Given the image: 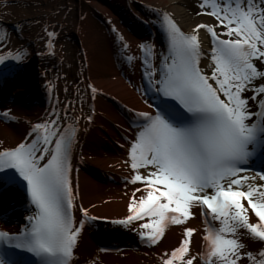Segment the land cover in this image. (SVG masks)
I'll list each match as a JSON object with an SVG mask.
<instances>
[{"label":"snow or ice","instance_id":"obj_1","mask_svg":"<svg viewBox=\"0 0 264 264\" xmlns=\"http://www.w3.org/2000/svg\"><path fill=\"white\" fill-rule=\"evenodd\" d=\"M197 7L198 16L216 23H198L188 33L171 13L150 8L166 51L144 42L137 45L140 55L130 54L124 36L112 29L123 61L140 63L152 110L128 109L135 132L123 161L130 169L124 182L135 187L127 215L110 223L134 231L147 247H158L171 226H181L182 239L161 254L160 264H264V0H199ZM202 29L210 36V74L201 68ZM44 33L52 55L58 34L47 27ZM10 44L0 24V80L16 71L9 62L27 60V49ZM87 87L95 99L98 89ZM0 116L17 119L11 110ZM80 119L69 122L67 105L53 107L30 124L21 142L0 148V191L25 192L28 213L16 231L0 228V264H78L85 226L98 219L79 202L73 183ZM84 119L90 123L92 116ZM195 209L203 217L196 251L199 230L189 226ZM86 264L101 261L93 257Z\"/></svg>","mask_w":264,"mask_h":264},{"label":"bare ground","instance_id":"obj_2","mask_svg":"<svg viewBox=\"0 0 264 264\" xmlns=\"http://www.w3.org/2000/svg\"><path fill=\"white\" fill-rule=\"evenodd\" d=\"M133 1L147 4L153 1L154 9L171 13L185 33L191 32L198 23H216L212 17L197 15L199 0H120L119 4L113 0H85L102 20L101 29L97 31L91 13L83 11L82 0H22L13 18L22 32L3 25L11 34L9 47L27 49L28 60L23 65L13 66L14 76L0 80V113L11 110V115L17 118L6 120L0 116V148L14 147L21 142L30 124L46 118L53 107L63 110L67 105L69 122L74 116L81 117L73 149V183L79 188V202L98 219L85 226L77 250L78 264H86L93 257L101 264H160L161 254L178 246L182 239V227L173 225L158 247H147L134 231L110 223L127 215V204L135 187L124 182L130 169L123 161L127 159L128 141L135 132L129 123L128 109L152 110L145 103L147 97L143 89L147 88V82L140 63L129 66L123 61L116 32L112 29L124 36L130 45V54L140 55L137 45L145 40L154 43L157 51H166L165 42L162 43L156 30L144 31L134 25L126 7L142 19L149 18L151 13ZM45 27L58 34L53 57L46 55ZM145 36L148 39H142ZM199 37L205 52L201 68L210 74L212 69L207 56L210 36L202 29ZM88 84L98 89L95 99ZM108 97L123 104L125 112ZM88 115L92 116L90 123L84 119ZM92 166L104 175L90 169ZM7 196L0 198V213L4 208L13 212V216L1 219L5 222L0 223V228L16 231L26 222L24 217L28 213L19 199ZM22 201L27 203L26 198ZM195 212V218L189 222V226L199 230L194 235V251L199 250L203 234V217L199 209ZM76 215L79 217L78 212ZM258 247L257 244L250 250H258ZM101 248L109 251L100 252Z\"/></svg>","mask_w":264,"mask_h":264},{"label":"rangeland","instance_id":"obj_3","mask_svg":"<svg viewBox=\"0 0 264 264\" xmlns=\"http://www.w3.org/2000/svg\"><path fill=\"white\" fill-rule=\"evenodd\" d=\"M22 0H7V4L8 6L5 7L4 6V3H3V0H0V16H1V19H0V23L2 25H5L7 27H9L12 31L16 29V24L14 23V16L17 12V9L19 8L18 6H20ZM114 2H118V4L120 3L119 1L120 0H113ZM151 3H146V1H133V3L136 5V6H140L142 8H146L147 10H149L152 15H153V12L150 10V8H156L155 5H154V2L153 1H150ZM81 6L83 8V11L85 12H89L91 13V16H92V19L96 25V29L97 31H100L101 27H100V24H101V19L100 17L95 13V11L88 5L85 3V0H82V3H81ZM120 7V6H119ZM126 11L129 12L131 14L132 12V15L134 16H137L138 15L134 12L133 13V10H129L128 8H126ZM154 17V16H153ZM153 17H150V18H139L141 22L143 23H147V22H153L155 21L156 18H153ZM146 19V20H144ZM136 20V18H135ZM140 29V27H139ZM144 31H149V29L147 28H144ZM142 39H148V36H145L144 38ZM162 43L164 42V39L161 40ZM145 42H150L149 40H145ZM66 54H67V49H66ZM66 56V55H65ZM108 100L114 104H116L121 110H123L125 112V107L123 106V104H121L119 101L117 100H114L113 98H109L108 97ZM93 169L94 171H96L98 174L100 175H104V173L102 171H100L99 169H97L96 167H90V169Z\"/></svg>","mask_w":264,"mask_h":264}]
</instances>
